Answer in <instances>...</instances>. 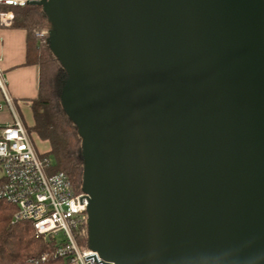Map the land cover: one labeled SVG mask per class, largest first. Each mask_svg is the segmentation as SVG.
I'll return each mask as SVG.
<instances>
[{"label": "water", "instance_id": "obj_1", "mask_svg": "<svg viewBox=\"0 0 264 264\" xmlns=\"http://www.w3.org/2000/svg\"><path fill=\"white\" fill-rule=\"evenodd\" d=\"M68 79L107 264H264V0H34Z\"/></svg>", "mask_w": 264, "mask_h": 264}, {"label": "built area", "instance_id": "obj_2", "mask_svg": "<svg viewBox=\"0 0 264 264\" xmlns=\"http://www.w3.org/2000/svg\"><path fill=\"white\" fill-rule=\"evenodd\" d=\"M30 1L34 0H0V28H12V8L25 7ZM46 35L43 32L37 36ZM0 93V112L7 110L11 118L9 122L0 121V199L15 206L14 220L30 223L36 238L56 242V257L71 256L72 264H107L89 244L86 193L77 191L65 173L49 171L50 162L34 148L18 105L7 90L1 66ZM61 233L64 237L58 241Z\"/></svg>", "mask_w": 264, "mask_h": 264}, {"label": "trees", "instance_id": "obj_3", "mask_svg": "<svg viewBox=\"0 0 264 264\" xmlns=\"http://www.w3.org/2000/svg\"><path fill=\"white\" fill-rule=\"evenodd\" d=\"M12 10L15 13L13 28L27 33L26 65H36L40 69L39 93L31 100L34 125L28 132L50 144V152L42 155L50 162L49 171L65 173L80 191L85 167L82 139L61 104L68 76L51 51L50 43L37 36L41 30L50 29L52 23L39 6L27 5ZM2 186L0 179V190ZM15 212V206L0 199V264H72L71 256H55L58 246L54 240L38 239L30 223L16 222ZM45 255L47 258L43 261Z\"/></svg>", "mask_w": 264, "mask_h": 264}, {"label": "crops", "instance_id": "obj_4", "mask_svg": "<svg viewBox=\"0 0 264 264\" xmlns=\"http://www.w3.org/2000/svg\"><path fill=\"white\" fill-rule=\"evenodd\" d=\"M26 55V31L13 27L0 28V66L7 81V90L19 109L24 106L31 109V100L39 93L40 69L36 65H26ZM5 119L0 117V121L9 122L10 115Z\"/></svg>", "mask_w": 264, "mask_h": 264}, {"label": "rangeland", "instance_id": "obj_5", "mask_svg": "<svg viewBox=\"0 0 264 264\" xmlns=\"http://www.w3.org/2000/svg\"><path fill=\"white\" fill-rule=\"evenodd\" d=\"M53 29V27H51L50 29H44L41 30L40 33H47L46 36H43V40L45 42H50L49 40V31ZM3 102V101H2ZM18 114L21 117L22 121L24 122L25 126L29 129L30 127H33L34 125V119H33V114H32V109H29V107L24 106L22 108H18ZM9 115V112L3 111L0 112V117L3 120H6V116ZM22 115V116H21ZM30 137H31V141L33 143L34 148L36 149V151L39 153V155H44L50 152L51 150V146L48 142H44L42 141L35 133H30ZM51 158V157H50ZM2 176V173L0 171V177ZM63 234H59L57 236L58 241H62L63 239Z\"/></svg>", "mask_w": 264, "mask_h": 264}]
</instances>
